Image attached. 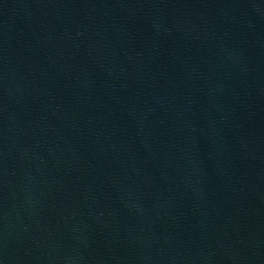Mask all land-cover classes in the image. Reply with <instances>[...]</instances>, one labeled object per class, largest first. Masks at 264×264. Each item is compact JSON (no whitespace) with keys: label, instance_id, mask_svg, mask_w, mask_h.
<instances>
[{"label":"water","instance_id":"1","mask_svg":"<svg viewBox=\"0 0 264 264\" xmlns=\"http://www.w3.org/2000/svg\"><path fill=\"white\" fill-rule=\"evenodd\" d=\"M0 264H264V0H0Z\"/></svg>","mask_w":264,"mask_h":264}]
</instances>
